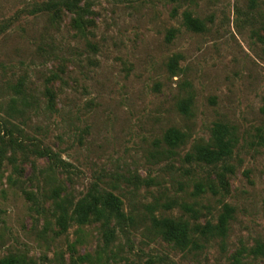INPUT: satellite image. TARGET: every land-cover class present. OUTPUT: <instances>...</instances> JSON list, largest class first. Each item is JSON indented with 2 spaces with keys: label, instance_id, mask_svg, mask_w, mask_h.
Segmentation results:
<instances>
[{
  "label": "rangeland",
  "instance_id": "rangeland-1",
  "mask_svg": "<svg viewBox=\"0 0 264 264\" xmlns=\"http://www.w3.org/2000/svg\"><path fill=\"white\" fill-rule=\"evenodd\" d=\"M55 1L0 0V260L264 264V0H81L83 31ZM218 123L233 154L187 158ZM97 185L123 202L110 241L97 221L62 231L56 204ZM226 205V234L186 249L156 224L218 225Z\"/></svg>",
  "mask_w": 264,
  "mask_h": 264
},
{
  "label": "trees",
  "instance_id": "trees-1",
  "mask_svg": "<svg viewBox=\"0 0 264 264\" xmlns=\"http://www.w3.org/2000/svg\"><path fill=\"white\" fill-rule=\"evenodd\" d=\"M81 0H61L51 2L46 5L45 10L59 11L66 8L69 12L76 15L73 20L75 27L79 31L86 29L85 13L89 12V6L86 3L80 4ZM184 20L186 25L195 31H203L205 26L203 22L194 17L191 13L185 12ZM186 138L185 133H178L170 130L165 134V141L171 147H176L179 143L184 142ZM237 139L235 133L231 128L223 123L215 124L212 130V139L206 144H198L194 147L193 151L187 154V158L193 160L197 164L203 165H216L229 158L234 151ZM224 175L220 174L221 180L224 181ZM59 211L58 224L62 231H67L69 224L75 223L80 226L88 224L91 221L100 222L106 228L107 241L114 235L112 228L113 221L121 222L125 218L123 211V202L121 198L111 191L104 190L97 186H93L87 194L80 198L70 208L68 205L61 202L56 204ZM232 208L228 205L225 206V213L221 215L218 225L208 223L200 227L198 225L192 226L188 221L182 218L163 217L156 220L157 226L163 237L174 243L180 248L186 249L190 245L197 246L198 241L194 238V234L200 233L202 236L212 235H225L227 232L228 220L231 216ZM263 247L259 246L257 252L263 251ZM100 259V257H97ZM81 260L93 262V258L86 254L80 258ZM23 257H7L0 260V264H24ZM72 264H77L76 260H72Z\"/></svg>",
  "mask_w": 264,
  "mask_h": 264
}]
</instances>
